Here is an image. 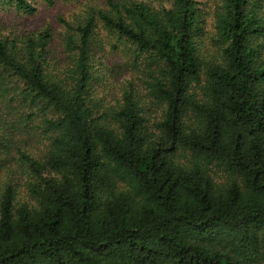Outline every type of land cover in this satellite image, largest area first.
I'll list each match as a JSON object with an SVG mask.
<instances>
[{"label": "trees", "instance_id": "obj_1", "mask_svg": "<svg viewBox=\"0 0 264 264\" xmlns=\"http://www.w3.org/2000/svg\"><path fill=\"white\" fill-rule=\"evenodd\" d=\"M168 1L0 21V264H264V0Z\"/></svg>", "mask_w": 264, "mask_h": 264}, {"label": "rangeland", "instance_id": "obj_2", "mask_svg": "<svg viewBox=\"0 0 264 264\" xmlns=\"http://www.w3.org/2000/svg\"><path fill=\"white\" fill-rule=\"evenodd\" d=\"M32 5L35 4V13L31 15H17L13 9L4 8L0 6V21L5 25V28H9L14 31L23 30H36L43 27L46 24H50L54 29L56 34H58L62 29L59 25V16H70L69 14L77 12L84 4L88 3L90 0H78L75 4L63 3L61 0H56L55 4L51 7L43 4L40 0H30ZM156 1V5H167L168 0H152ZM206 2L207 0H200ZM215 1V2H214ZM218 0H208L211 6H216ZM34 2V3H33ZM214 4V5H213ZM207 24L211 23V17L206 18ZM10 26V27H9ZM98 53L96 57H98ZM111 56L107 55L106 59H109L116 65L117 60L115 58L110 59ZM119 59V58H118ZM120 60V59H119ZM101 72L108 76V73L103 69ZM109 77V76H108ZM115 78V77H114ZM110 81V79H108Z\"/></svg>", "mask_w": 264, "mask_h": 264}]
</instances>
